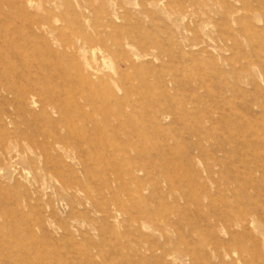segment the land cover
Returning a JSON list of instances; mask_svg holds the SVG:
<instances>
[{
  "label": "rangeland",
  "instance_id": "374dc122",
  "mask_svg": "<svg viewBox=\"0 0 264 264\" xmlns=\"http://www.w3.org/2000/svg\"><path fill=\"white\" fill-rule=\"evenodd\" d=\"M0 264H264V0H0Z\"/></svg>",
  "mask_w": 264,
  "mask_h": 264
}]
</instances>
